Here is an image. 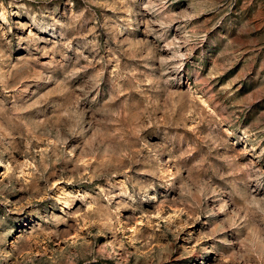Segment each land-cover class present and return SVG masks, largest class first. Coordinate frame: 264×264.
Masks as SVG:
<instances>
[{"label":"rangeland","instance_id":"obj_1","mask_svg":"<svg viewBox=\"0 0 264 264\" xmlns=\"http://www.w3.org/2000/svg\"><path fill=\"white\" fill-rule=\"evenodd\" d=\"M0 264H264V0H0Z\"/></svg>","mask_w":264,"mask_h":264}]
</instances>
